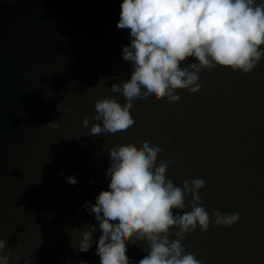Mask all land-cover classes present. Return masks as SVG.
<instances>
[{
	"label": "trees",
	"instance_id": "1",
	"mask_svg": "<svg viewBox=\"0 0 264 264\" xmlns=\"http://www.w3.org/2000/svg\"><path fill=\"white\" fill-rule=\"evenodd\" d=\"M21 2L0 0V6ZM130 42L129 30L116 27L107 33L106 42L94 45V50L99 49L96 56L100 55L94 54L90 98L75 116L65 115L61 126L62 146L76 156L81 182L74 184L60 205L46 206L45 214L38 212L30 220L33 248L25 254L20 247L14 253L20 259H14V264L29 259L30 264H100L96 243L86 252L77 251L86 225L96 223L84 205L95 204L98 194L108 189L109 151L126 143L139 147L145 141L162 148L158 162L173 161L166 175L178 186L185 179L207 182L200 197L210 214L239 213L231 227L210 225L208 231H201L198 226L187 234L186 253L195 254L203 264H264V56L249 73L220 65L203 69L201 89L196 93L178 89L179 101L138 99L131 109L132 127L92 137L95 102L112 95L113 83L130 78L131 65L122 59V48ZM117 99L125 102L122 96ZM85 117L88 128L83 126ZM100 235L97 225V242ZM136 243L127 244L132 264L148 255L147 242Z\"/></svg>",
	"mask_w": 264,
	"mask_h": 264
},
{
	"label": "clouds",
	"instance_id": "2",
	"mask_svg": "<svg viewBox=\"0 0 264 264\" xmlns=\"http://www.w3.org/2000/svg\"><path fill=\"white\" fill-rule=\"evenodd\" d=\"M117 27L130 33L131 42L122 48V59L131 65L130 78L113 83L112 95L95 102L92 137L132 127L131 109L138 99L179 101L178 89L192 93L201 89L203 69L220 65L249 73L264 56V3L256 0H123ZM57 120L51 121L53 126ZM83 126L89 127L87 117ZM162 151L147 141L109 151L108 189L98 194L95 204L84 205L96 223L86 225L78 252L96 243L100 264H132L127 244L145 241L148 255L138 264H203L195 254L186 253L187 234L198 226L201 231L210 225L231 227L239 213L210 214L200 197L207 182L195 178L175 184L166 175L173 161L158 162ZM67 182L76 184L77 179L70 176ZM13 259L20 257L14 256L7 239L0 238V264H11Z\"/></svg>",
	"mask_w": 264,
	"mask_h": 264
},
{
	"label": "rangeland",
	"instance_id": "3",
	"mask_svg": "<svg viewBox=\"0 0 264 264\" xmlns=\"http://www.w3.org/2000/svg\"><path fill=\"white\" fill-rule=\"evenodd\" d=\"M122 2L0 6V238L13 254L33 248L30 220L60 205L73 190L67 178L81 182L76 156L62 146L61 126L90 98L94 54L100 55L94 45L117 27Z\"/></svg>",
	"mask_w": 264,
	"mask_h": 264
}]
</instances>
